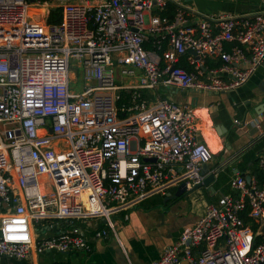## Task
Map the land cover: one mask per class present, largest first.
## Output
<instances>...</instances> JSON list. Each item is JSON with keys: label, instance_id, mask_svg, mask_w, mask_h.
Wrapping results in <instances>:
<instances>
[{"label": "built area", "instance_id": "built-area-1", "mask_svg": "<svg viewBox=\"0 0 264 264\" xmlns=\"http://www.w3.org/2000/svg\"><path fill=\"white\" fill-rule=\"evenodd\" d=\"M168 1L0 0V256L91 252L77 222L102 218L94 236L104 237L113 215L204 179L212 153L197 141L195 111L157 91L247 82L264 60V1L252 15L197 22L181 8L162 14ZM52 8L57 22H47ZM71 59L82 84H71ZM232 188L151 264L264 263V233L255 242L241 217L264 224V185L236 175ZM58 220L69 228L40 237Z\"/></svg>", "mask_w": 264, "mask_h": 264}, {"label": "crops", "instance_id": "crops-1", "mask_svg": "<svg viewBox=\"0 0 264 264\" xmlns=\"http://www.w3.org/2000/svg\"><path fill=\"white\" fill-rule=\"evenodd\" d=\"M263 1L169 0L162 14L167 15V6L171 3L175 11L177 8L187 11L192 22L207 16L242 17L258 11ZM224 47L229 50L230 44L226 43ZM210 63L213 66L219 64ZM173 90H168L172 95L171 100L188 105L195 111L196 138L211 150L212 158L206 164L208 173H214L215 179L208 186H201L186 195L168 198L165 202L163 199L166 194H173L181 182L146 197L127 211L113 215L114 229L108 228L104 237L94 236L96 230L104 228L102 218L88 220L85 223L87 226L77 222L88 231L91 252L51 250L36 253L31 249L22 259L0 256V264H151L159 258L166 245L175 242L183 231L194 226L207 204L216 203L223 195H237V191L232 188V180L236 175L244 178L250 175V162L245 170L241 171L239 167L243 154L252 149L258 163L264 146V60L247 82L228 92L180 90L193 95V98L189 97L181 103V98L174 97L179 90ZM219 172H225L229 180L216 188ZM208 173L204 174V178ZM250 177V182L254 180L257 184ZM193 185L186 183V188L190 189ZM125 214L128 215L127 219H124ZM241 217L251 228L254 241H258L264 233L261 229L264 224H257L246 212L241 213ZM56 223V227L47 229L46 234L40 237L50 236L58 229L69 228L65 221L58 220ZM34 230L36 234V227Z\"/></svg>", "mask_w": 264, "mask_h": 264}, {"label": "trees", "instance_id": "trees-1", "mask_svg": "<svg viewBox=\"0 0 264 264\" xmlns=\"http://www.w3.org/2000/svg\"><path fill=\"white\" fill-rule=\"evenodd\" d=\"M175 12L174 6L169 3L167 6L166 14L169 17H172ZM61 18V11L59 8H52L50 14L48 16L47 22H57ZM250 162V166L248 167L250 175L256 180L258 186L264 185V168L259 167L257 163L256 156L252 149H248L242 156V161L239 164V167L242 170L247 169L246 165ZM229 176L225 172H219L217 183L215 187L217 188L221 184L228 182ZM264 264V263H263Z\"/></svg>", "mask_w": 264, "mask_h": 264}, {"label": "rangeland", "instance_id": "rangeland-1", "mask_svg": "<svg viewBox=\"0 0 264 264\" xmlns=\"http://www.w3.org/2000/svg\"><path fill=\"white\" fill-rule=\"evenodd\" d=\"M69 69H70V72L74 74V77H76L75 80L71 81V84L74 83V84H77V83H81V71H82V66L80 63L74 61V60H70V66H69ZM116 82L117 83H122V84H130V83H134L135 81L134 80H128V79H125V80H117L116 79ZM74 91H80L81 89L79 88H76V89H72ZM169 87L166 88V89H160L157 91L158 95L160 97H166L167 99H171L172 98V95H170L169 93ZM174 97H178V98H181V103L185 102L189 97L193 98V95L192 93H187L186 91H178L176 94H174ZM42 223V222H41ZM39 227L41 228L42 225L40 224ZM46 234V231L42 232L40 235L41 236H44Z\"/></svg>", "mask_w": 264, "mask_h": 264}, {"label": "water", "instance_id": "water-1", "mask_svg": "<svg viewBox=\"0 0 264 264\" xmlns=\"http://www.w3.org/2000/svg\"><path fill=\"white\" fill-rule=\"evenodd\" d=\"M173 91H177V90L174 89ZM219 170H221V169H219ZM200 172L202 175H204L205 173H208V166L206 163H204L202 165ZM214 179H215L214 173H212V172L208 173V175H206L205 178L201 182L194 184L190 189L186 188L185 182H181L177 186V190L173 194H170V193L166 194V197L163 199V201L165 202L168 198L172 199L174 197H179L181 195L189 194L190 192L200 188L201 186H208ZM245 179L248 183H250V179H251L250 175H246ZM261 229H263V231H264V226H262ZM261 264H263V263H261Z\"/></svg>", "mask_w": 264, "mask_h": 264}, {"label": "bare ground", "instance_id": "bare-ground-1", "mask_svg": "<svg viewBox=\"0 0 264 264\" xmlns=\"http://www.w3.org/2000/svg\"><path fill=\"white\" fill-rule=\"evenodd\" d=\"M31 11L34 12V13L37 12L36 10H31ZM37 14H38V13H37Z\"/></svg>", "mask_w": 264, "mask_h": 264}]
</instances>
